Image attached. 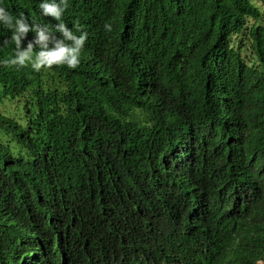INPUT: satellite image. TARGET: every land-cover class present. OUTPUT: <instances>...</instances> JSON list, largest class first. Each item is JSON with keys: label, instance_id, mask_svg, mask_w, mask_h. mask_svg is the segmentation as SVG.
<instances>
[{"label": "trees", "instance_id": "1", "mask_svg": "<svg viewBox=\"0 0 264 264\" xmlns=\"http://www.w3.org/2000/svg\"><path fill=\"white\" fill-rule=\"evenodd\" d=\"M70 3L80 67L3 91L42 174L2 172L0 235L56 199L57 264H264V0Z\"/></svg>", "mask_w": 264, "mask_h": 264}, {"label": "clouds", "instance_id": "2", "mask_svg": "<svg viewBox=\"0 0 264 264\" xmlns=\"http://www.w3.org/2000/svg\"><path fill=\"white\" fill-rule=\"evenodd\" d=\"M251 1L253 4L257 2V0ZM70 6V0H39L37 13L29 19L25 12L19 9L13 11L8 7L7 0H0V28L10 33L4 45L14 46V51L10 56L6 58L0 56V86L17 87L19 81L31 70L41 73L54 68L75 70L80 67L88 42V32L84 30L79 21L69 27L64 17ZM48 18L54 20L56 24H51ZM104 29L110 32L111 24L105 23ZM12 97L14 95H5L0 91V114H2L0 116H3L0 117V121L4 125H8L9 121L20 123L21 117L25 114L20 110L22 105L14 103ZM11 103H14L16 108L10 109L8 106ZM3 131L0 128V134ZM7 135V138L3 136L0 140L12 138L13 145L5 142L4 152H0V177L2 172L8 170L9 164L22 178L28 176L25 173L26 170H33V172L39 170L41 164H38L40 161L37 153L27 147L17 151L18 148L14 143L17 142L15 136L10 133ZM4 174V178L9 180L8 175ZM41 174L42 172L31 178L35 180ZM6 187L0 189V195L5 193ZM39 190V187L26 185L23 191H20L22 194L36 197L39 195ZM16 193H19V189L14 188L9 192L13 197H19L20 193ZM55 205L56 199L50 208L51 217L42 222V226H50L47 231L42 230L39 224L44 211L38 209L24 220H18L7 234L0 235V262L2 264L4 261L8 264H57L52 252L56 251L60 245L58 233H62L64 215L59 213L52 215L51 212L54 211ZM45 247L51 251L44 252ZM8 251L19 256V261H13ZM25 252L31 255L23 258L22 255ZM62 261L64 263V255Z\"/></svg>", "mask_w": 264, "mask_h": 264}, {"label": "water", "instance_id": "3", "mask_svg": "<svg viewBox=\"0 0 264 264\" xmlns=\"http://www.w3.org/2000/svg\"><path fill=\"white\" fill-rule=\"evenodd\" d=\"M38 3L39 0H7V5L13 4V11L19 9L20 11L25 12V15L32 19V16L38 11ZM32 23V21H29ZM10 37V33L6 32L3 28H0V43L4 44V42ZM5 86H0L1 93L4 91Z\"/></svg>", "mask_w": 264, "mask_h": 264}, {"label": "bare ground", "instance_id": "4", "mask_svg": "<svg viewBox=\"0 0 264 264\" xmlns=\"http://www.w3.org/2000/svg\"><path fill=\"white\" fill-rule=\"evenodd\" d=\"M21 123H16V124H14L15 126L16 125H20ZM0 128H2L4 131H3V133L2 134H0V139H1V137H8V135L7 134H9V132H10V134H12V135H14L15 136V134L14 133H12L11 132V125H4V123L3 122H1L0 121ZM7 143V144H9V145H13V139L12 138H9V139H5V140H0V152H4V143ZM17 148V147H16ZM53 189V188H52ZM51 189V190H52Z\"/></svg>", "mask_w": 264, "mask_h": 264}, {"label": "rangeland", "instance_id": "5", "mask_svg": "<svg viewBox=\"0 0 264 264\" xmlns=\"http://www.w3.org/2000/svg\"><path fill=\"white\" fill-rule=\"evenodd\" d=\"M10 109H14V108H16V107H14V103H11L10 104V106H8ZM11 164H9L8 166H7V168H11ZM27 172H25L26 173V175H28V177H31V175L32 174H36L37 172H33V170H26ZM19 187H22L20 184L18 185ZM58 212H56V210H54L53 211V214L52 215H55V214H57Z\"/></svg>", "mask_w": 264, "mask_h": 264}]
</instances>
